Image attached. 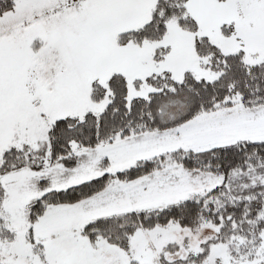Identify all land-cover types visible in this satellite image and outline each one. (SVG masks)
<instances>
[{
	"label": "snow or ice",
	"instance_id": "6c2138e0",
	"mask_svg": "<svg viewBox=\"0 0 264 264\" xmlns=\"http://www.w3.org/2000/svg\"><path fill=\"white\" fill-rule=\"evenodd\" d=\"M0 264H264V0H0Z\"/></svg>",
	"mask_w": 264,
	"mask_h": 264
}]
</instances>
